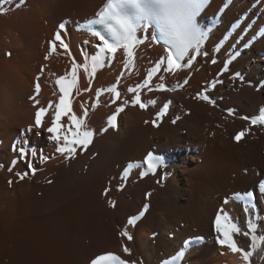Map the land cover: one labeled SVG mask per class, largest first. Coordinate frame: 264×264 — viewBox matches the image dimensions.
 <instances>
[{
    "label": "bare ground",
    "instance_id": "1",
    "mask_svg": "<svg viewBox=\"0 0 264 264\" xmlns=\"http://www.w3.org/2000/svg\"><path fill=\"white\" fill-rule=\"evenodd\" d=\"M106 2L0 0V264H91L109 253L126 264H245L240 253L216 243L219 209L241 228L234 239L253 252L248 264H264V125L249 121L264 105V34L258 35L264 0H233L228 7L225 0H209L198 17L209 30L202 46L208 55L198 56L190 68L157 73L147 88H139L145 109L132 105L135 93L127 89L142 84L166 55L151 39L153 31L138 33L148 39L134 48L128 68L122 48L111 61L105 53L104 67L91 79L78 67L72 109L78 117L88 111L86 123L95 135L87 149L78 147L74 157L65 159L67 153L56 151L63 140H53L47 131L59 102L56 80L71 72L73 59L78 65L87 59L92 70L90 57L101 42L78 25L94 18ZM221 9L218 24L211 26L209 19ZM64 21L62 39L72 55L59 42L49 54V42ZM225 63L228 70L221 73ZM235 73L243 81L233 79ZM185 79L188 83L180 87ZM159 83L176 90L158 91ZM112 86L121 93L115 102L106 91ZM198 93L215 105L196 99ZM49 102L52 107L37 128L35 112ZM165 103L169 107L158 117ZM117 107L124 111L117 115L116 128L101 134ZM60 124L62 130L71 126L67 116ZM245 129L237 142L234 137ZM149 152L163 166L141 178ZM129 164L133 167L122 180ZM247 190L255 192V206L242 209L232 195ZM141 212L134 226L127 224ZM249 225L254 231L245 236ZM124 230L131 241L120 236ZM252 235L257 236L255 248Z\"/></svg>",
    "mask_w": 264,
    "mask_h": 264
},
{
    "label": "snow or ice",
    "instance_id": "2",
    "mask_svg": "<svg viewBox=\"0 0 264 264\" xmlns=\"http://www.w3.org/2000/svg\"><path fill=\"white\" fill-rule=\"evenodd\" d=\"M204 6L205 0H107L103 7L95 13L94 18L88 19L82 25H78L82 29L91 32L101 43L96 54L90 57L92 62L91 71H89L87 59L83 65H78L75 59H73L71 72L56 80V85L60 92L59 102L55 105L56 111L52 120V126L47 129V131L52 134L53 140L57 142L63 140V146L57 147L56 151L61 154L67 153L68 155L65 156V159H70L76 155L78 147L87 149L92 143L95 135L94 131L91 130L86 123L88 111L85 110L82 117H78L73 113L71 96L73 88H76L78 83V67H83L84 72L88 75L89 79H91V77L95 75L97 68L104 67V54H109L107 59L111 61L112 54H115L118 48H122L125 57H127L124 62V67L128 68L133 64L132 57L134 56V48L143 45L146 39H148V37H143L138 35V33L144 30H151L157 33V35L151 36V39L157 43H163L166 55L161 56L154 67L148 70L147 77L143 80L142 84H138L135 88L130 87L127 89L128 92L135 93V96L131 99L132 105H139L141 109H145L147 108V104L142 102L141 94L138 91L139 88H147L157 73H175L178 69L190 68L198 56L208 55L207 52H202V46L209 36V30L202 28L198 22V17ZM67 23V21H64L59 24L60 31L55 33L54 40L49 42V54L55 51V42H59L64 52L68 53L69 56L72 55L69 45L62 39V33ZM85 43L88 42L85 41ZM45 59H47V57H45ZM211 63L215 64L216 60L213 59ZM162 65L166 66L162 68ZM227 70L228 63H225L221 73ZM232 78L243 81V76L240 73H235ZM159 79L163 80L165 77L160 75ZM37 80H39V77H37ZM187 83L188 79H185L183 84L179 86L183 87V85ZM213 87H215V84H213ZM156 90L174 91L176 89H168L164 83H159L156 85ZM35 91L37 94L40 93L41 85L39 83L35 85ZM106 91L114 94L113 102L121 95L115 86L106 89ZM99 94L100 92L98 90L97 95L99 96ZM196 99L203 100L213 106L216 103L215 100L204 93H198ZM123 103L128 104L129 101L125 100ZM148 103L154 105L156 101L149 100ZM51 107L52 103L49 102L47 108L41 107L35 112V125L37 128L41 126L42 115ZM92 107L95 108L96 105L93 104ZM168 107L169 104L165 103L157 113V116L161 117L165 115ZM122 111H124L123 107L116 108L115 113L107 118V127L100 129L101 134L107 132L109 128H116L117 115ZM227 112L229 116L233 115L232 109H228ZM64 116L68 117L71 125L67 127L66 130H62L60 124V119ZM177 119H179V117H177ZM145 123H147V121ZM172 123L175 124L176 120H173ZM251 124L253 126L258 124L264 125V108L260 110L258 119L252 120ZM153 126H156L155 122ZM246 132L247 129L238 132L234 139L239 142L241 138L246 135ZM33 155H35V153H33ZM41 159L45 158L41 157ZM143 165L147 167L144 171L140 172L141 178L146 176L149 172H155L157 167L163 166L152 152L146 155L143 160ZM132 167V164H129L124 169L121 176L122 180L127 179ZM137 167H140V165H137ZM29 169L35 174V170L32 169L31 164H29ZM9 170L11 171V169ZM18 175H20V179L24 178L23 174ZM9 183H11V181ZM262 191H264V189H262ZM106 193L107 190H105V194ZM242 197L251 199L253 193L245 192L243 194H235L237 200ZM108 203L110 207L115 206L114 201L109 200ZM224 203H229L227 198L224 200ZM143 215L144 213L141 212L139 216L129 217L127 224L134 226L137 220ZM214 226L217 233L216 243L221 246H226L233 253H240L245 264H248L249 258L253 255V252L245 251L243 247L238 246L237 241L234 239V234L241 233V228L232 222V218L225 209H219L216 212ZM253 231V227L249 225L244 235L248 236V234ZM120 236L125 237L129 241L132 240V236L129 235L126 230L121 231ZM250 239L252 248H255L257 246V236L252 235ZM123 251L125 254L129 253L127 247H125ZM181 255L183 254L181 253ZM91 264H126V262L114 254L109 253L107 255L97 256L96 259L92 260Z\"/></svg>",
    "mask_w": 264,
    "mask_h": 264
},
{
    "label": "rangeland",
    "instance_id": "3",
    "mask_svg": "<svg viewBox=\"0 0 264 264\" xmlns=\"http://www.w3.org/2000/svg\"><path fill=\"white\" fill-rule=\"evenodd\" d=\"M262 53H264V52H262ZM259 55V54H258ZM260 56V55H259ZM261 57V56H260ZM262 57H264V56H262Z\"/></svg>",
    "mask_w": 264,
    "mask_h": 264
}]
</instances>
